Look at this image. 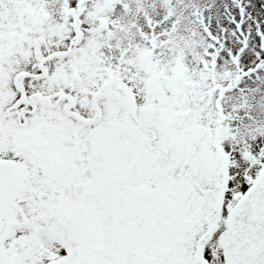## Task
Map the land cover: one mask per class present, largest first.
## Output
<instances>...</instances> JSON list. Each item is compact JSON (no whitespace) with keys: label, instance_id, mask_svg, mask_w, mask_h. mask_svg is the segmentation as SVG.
<instances>
[{"label":"snow or ice","instance_id":"6c2138e0","mask_svg":"<svg viewBox=\"0 0 264 264\" xmlns=\"http://www.w3.org/2000/svg\"><path fill=\"white\" fill-rule=\"evenodd\" d=\"M0 264H264V0H0Z\"/></svg>","mask_w":264,"mask_h":264}]
</instances>
